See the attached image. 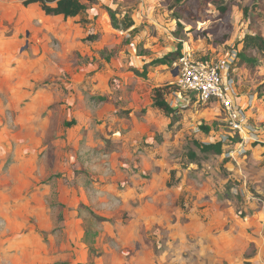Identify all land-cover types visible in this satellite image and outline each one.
<instances>
[{
    "label": "rangeland",
    "instance_id": "1",
    "mask_svg": "<svg viewBox=\"0 0 264 264\" xmlns=\"http://www.w3.org/2000/svg\"><path fill=\"white\" fill-rule=\"evenodd\" d=\"M96 1L84 0L87 7L75 18H64L56 11L59 4L46 2L51 16L43 24L33 19V13L42 11L41 2L33 12L26 0H0V187L6 186L1 183L4 177L14 175L25 190L20 201L0 194L5 213L15 211L21 220L13 223L16 231L11 235L25 245L21 257L16 247L6 251L1 247L0 264H264V0H209L211 18L204 22L177 11V0ZM102 1H109L116 23L124 27V18L134 16L137 28L110 31L103 20L109 6ZM219 3L226 7L222 18ZM227 19L232 34L214 45L213 33ZM180 41L183 50L191 46L199 59L236 51L237 69L232 73L236 91L247 92V99H252L250 139L231 135L222 142L221 153L201 151L196 143L219 141L231 131L218 103L202 105L179 91L173 64L155 62L176 50ZM115 61L139 76L136 86L143 92V72L133 67L164 69L155 80L153 74L147 75L148 68L145 78L160 83L167 100L175 91L191 99L186 106L171 103L178 114L169 115L167 131L149 129L158 119L148 120V105L137 111L136 132L116 130L123 124V113L117 112L123 111V105L109 95L100 107L94 100L91 112L76 97L66 105L82 118L117 109L114 115L120 121L110 116L96 119L84 132L74 125L78 122L74 114L64 121L43 118V113L64 108L59 90L76 96L83 84L60 89L59 77L67 78L66 70L35 80L39 78L36 68L42 73L41 67L101 68ZM34 85L50 90L43 94L46 100L28 102ZM232 93L236 94L234 88ZM43 101L48 108L40 115ZM177 119H185L179 129ZM202 125L211 129L205 132ZM125 160L131 164L120 163ZM151 181L154 184L147 187L145 182ZM117 184L127 193L122 194L124 199L112 194ZM151 187L155 194L181 195L177 201L181 216L175 206L166 210L180 218L179 226L162 227L149 216L142 224L131 225L130 193L136 188L150 193ZM2 235L4 244L9 234Z\"/></svg>",
    "mask_w": 264,
    "mask_h": 264
},
{
    "label": "crops",
    "instance_id": "2",
    "mask_svg": "<svg viewBox=\"0 0 264 264\" xmlns=\"http://www.w3.org/2000/svg\"><path fill=\"white\" fill-rule=\"evenodd\" d=\"M82 3L87 4L86 2H84V0H80ZM105 2L109 7L111 6L109 1H102ZM38 2H32L30 3V5H33V12H36V7ZM48 4L50 6H56L58 3L55 1L53 2H48ZM97 4V2L95 3ZM41 7V6H40ZM42 11L40 10L38 13H33L34 17L33 19L39 18L38 20H40L43 24L46 23L45 20L47 19L48 16H51L44 8H42ZM42 13V14H41ZM106 15L103 16V20H105V24L108 25V29L114 30V31H120L119 28H115L112 24L110 15L108 13V11H105ZM56 15V14H54ZM64 18H75L77 17V15L74 16H65L63 14H61ZM1 17V16H0ZM32 18V17H30ZM91 18V17H89ZM125 21L124 23H126L128 25V27L126 29H121V30H134L135 28H137V24H139V21H137L135 19V17H131L129 18H124ZM128 20V21H127ZM39 21V23H40ZM134 28V29H133ZM189 45V44H188ZM186 48V47H185ZM194 48V47H193ZM187 50V49H185ZM190 52L193 55H196V51L193 49L192 47L189 46ZM171 52V51H169ZM168 53V52H167ZM139 57V55H138ZM141 57V56H140ZM142 57H147L149 58V56H142ZM159 57V56H158ZM157 57V58H158ZM161 57V56H160ZM150 60V58H149ZM143 61V59L141 60ZM146 62V61H143ZM149 63L151 61H148ZM108 63V62H107ZM92 66V64H91ZM116 66V67H115ZM121 66V64L118 63V61H115V64H111L107 66L105 65V67H77V69L75 70L74 67H41L40 69H43V73L39 71V68H36V70H38L39 75H38V79L35 80H41L44 78H47L49 75L52 74V72H54V74H56L57 72H65V70L68 72V76H66L67 78H63L59 77L61 79V82H59L58 85H60V89L63 87L65 88H73V87H77L79 83L82 82L83 86L82 89L79 88L76 89V92L78 94H76V96L73 95V91L70 93H62L61 90H59V95L58 97L61 98L62 101H65L64 103H62V107L61 110L58 109H53L50 112L47 113H43V118L44 119H50V118H54V117H58L59 119H61L62 121L66 119H69L71 116H73L74 112L72 111L71 107H69L68 105L70 103H72V101L74 100V97H76V101H78L80 104H83V107H86V111L91 112V110H93L94 105H92V103L95 101H104L107 100V96L109 95L110 99H114L116 102H119V106L123 105L122 110L123 111H117V112H121L123 113V124H119L118 126L116 125V123L114 122V124L116 125V130L119 129L121 131H125L129 129V132L132 130L134 132L137 131V127L139 126V118L137 117V111L139 108L145 107L146 105H148V110L146 112V117H149L148 120L150 118H153V120L157 117L158 119V124H153V126H149V129H161L162 131H167L168 128V124L171 122V120L169 119V117L173 114H178L177 108L175 105H172L171 103H177L180 104V106H186L187 102H189L190 100L187 98V96H181V92L179 91H175L174 94L170 93L169 95L171 96L170 99H172V101L170 99H168L169 104H171V106L174 109V112L170 114V116H166V114H164L162 111H160L159 109H156L155 106L153 105L154 100V94L151 97V90L154 88V86L159 87L160 83H155L156 85H154V82H152L150 79H146L145 75H146V71H149L147 73V75H149V77L153 74V76L155 77L154 79L157 80V72H159L160 74H164L165 70H161L157 67H146V69L144 67H133V68H138L140 69L142 73V77H143V82L141 84L144 83V85H146V87L144 88V92L143 90L140 88H138L136 86V82L139 79V76L136 75L135 73H133V71H131L130 67H119ZM169 69H171L170 67H167ZM236 69H237V65H236ZM235 69V70H236ZM50 72V73H48ZM44 74V75H42ZM74 76H78L79 79H72ZM111 78L113 79L111 81ZM235 79V78H234ZM111 81V82H110ZM147 83V84H146ZM236 83V81H235ZM32 84H37L36 82L32 83ZM33 86L35 87L32 91V93L29 96V100L28 102H37L38 100L41 101V99L44 97L43 94L49 92L50 90H48L47 88H43L40 86ZM52 85V84H51ZM147 87H150L149 92H146ZM62 88V89H63ZM116 88V89H115ZM233 88L235 89V93H233L234 99L243 107L245 108V113L247 115V119L250 122V125L254 126L253 121L250 119L252 112H253V107H251V102L248 103V99H247V92H238L236 91L237 87L234 84ZM232 88V89H233ZM89 89H92L91 92H86ZM54 91V90H53ZM52 91V92H53ZM240 93V94H239ZM96 95V96H95ZM168 96V95H167ZM180 96V97H179ZM176 100H175V98ZM51 98H55L54 97V93L52 94ZM149 98V102H144ZM45 99V98H43ZM46 100V99H45ZM181 100V101H180ZM189 100V101H188ZM194 101V100H193ZM46 102L47 101H43V105L42 108L40 109L41 111L38 113L41 115L42 110L47 109L48 107L46 106ZM183 102H186V104H183ZM67 103H69L68 105H66ZM101 103L104 102H100L98 104V107L101 106ZM143 103H145V105L143 106ZM197 103L196 101H194V104ZM70 109H69V108ZM66 109V110H65ZM70 110V111H67ZM117 110V109H116ZM115 110V111H116ZM153 110V111H151ZM114 112H106V115H95L94 113H89L86 117L82 118L76 114H74V118H76L78 120L76 127H81L84 128L83 131L86 132V130L90 129V127H93L95 125V120L97 119L98 121L105 119L107 116H110V118H113L115 121H120L119 116H115ZM126 115H128V117H126ZM129 120L128 122H126V120ZM85 120V121H84ZM185 120V119H177V123L175 125V128L179 129V124L180 121ZM84 122V123H82ZM151 122V121H150ZM82 123V124H81ZM85 124V125H84ZM101 124H97V126L100 127ZM83 132V133H84ZM179 132V131H178ZM179 134V133H178ZM126 164L127 166H129V164H131V160H125V161H120V163ZM19 176H14V175H9L7 177H4L1 181V183H6V186H1L0 187V194H2L5 197H9L11 198L10 201L12 200H16V201H20L23 197H21V199L19 198V195L21 194V196H24L25 190L24 188H22L20 186V181H19ZM122 183H125L124 181ZM9 184L11 186H9ZM145 184L148 187V184H154L152 181L151 182H145ZM152 192L150 193H143L142 191H138L137 188L135 189L134 192L130 193V199H128V208H129V212L131 214V216L134 217V219L131 221V225H140L143 223L144 219H146V216L151 217L152 219H154L155 221H158L161 223V226L166 227L168 226V224H170L171 226H175L178 225L179 226V221L180 218H178L176 220V218L174 216H172L171 212L166 211L168 210V206L172 205L175 206V212H177L178 215H180V211L178 209V205H177V201H179L180 198V194L179 193H163L164 195H160L159 194H155V191H153V188L151 187ZM124 189L119 188L118 184L117 187L115 188V191L112 193L114 194V198L115 199H124L125 195L122 194H126ZM15 194H17V196H14ZM165 196V197H163ZM2 201V199H1ZM14 203V202H13ZM19 203V202H18ZM156 204H158L156 206ZM11 207V206H10ZM45 213V212H43ZM51 213V212H50ZM18 213H16L15 211H9L8 213H5V211L3 210V208L0 206V233L3 234L2 237H4L5 234H9V236L6 238V243L1 244L0 243V248L3 247V250L6 251V248L12 246V247H16V255L17 257H21V249H24V242H20L19 238H13V235H11L12 233H14L16 231V227L13 223L18 224L21 220L19 218V216L17 215ZM181 216V215H180ZM16 217V218H15ZM23 217V216H22ZM15 218V219H14ZM24 218V217H23ZM146 225H147V221H145ZM157 226V225H155ZM198 230H201V226L197 227ZM5 238V237H4ZM13 238V239H12ZM4 241V240H3Z\"/></svg>",
    "mask_w": 264,
    "mask_h": 264
},
{
    "label": "built area",
    "instance_id": "3",
    "mask_svg": "<svg viewBox=\"0 0 264 264\" xmlns=\"http://www.w3.org/2000/svg\"><path fill=\"white\" fill-rule=\"evenodd\" d=\"M236 58V51L217 58L199 59L190 50H183L172 66V72L177 69L175 77L179 91L194 96L202 105L216 102L224 109L231 132L230 135H223L219 139L221 142L228 141L231 135L236 134L243 140L250 139L249 133H252V125L247 124L249 120L245 108L234 99L232 93L235 84L232 73L236 67ZM250 102L252 99L248 98Z\"/></svg>",
    "mask_w": 264,
    "mask_h": 264
},
{
    "label": "trees",
    "instance_id": "4",
    "mask_svg": "<svg viewBox=\"0 0 264 264\" xmlns=\"http://www.w3.org/2000/svg\"><path fill=\"white\" fill-rule=\"evenodd\" d=\"M27 4H30L32 2H41L43 5V8L48 12L50 11V7L46 4V2H53L55 0H26ZM91 3H96V0H89ZM178 5L176 7V10L179 12L186 11L190 17L191 20L194 21H200L204 22L211 18V15L209 14V0H177ZM58 12H62L65 14V16H74L77 15L79 12H81L83 9H86V4L82 3L80 0H58ZM220 11V17L222 18L226 14V7L223 6L222 3H219ZM62 9V10H61ZM108 11L111 20L113 21V26L115 28L119 29H126L128 25L124 23V27H122L121 24L116 23V15L113 12V10L108 7L106 8ZM176 17H178V25H182L180 21V15L178 14ZM219 31L216 33H213V44L218 45L221 43L226 42L233 31V25L230 23V21L225 20L222 25L218 27ZM207 34V33H205ZM182 41H180L177 45L176 50L166 53L165 55L158 57L155 59V62H159L158 64H164L167 66H172V64L179 59V57L183 53V47H182ZM154 103L153 105L159 109L160 111L166 113L167 115H170L174 112L173 107L169 104L167 100V91L163 87H158L155 89L154 97H153ZM202 128L205 129V132H208L211 127L202 125ZM234 137L239 138L238 134H236ZM201 151L203 153L213 152V153H221L223 151V143L221 141H216L213 143H196ZM193 157H196V153L192 154Z\"/></svg>",
    "mask_w": 264,
    "mask_h": 264
},
{
    "label": "water",
    "instance_id": "5",
    "mask_svg": "<svg viewBox=\"0 0 264 264\" xmlns=\"http://www.w3.org/2000/svg\"><path fill=\"white\" fill-rule=\"evenodd\" d=\"M177 73V69L173 70V74L175 75ZM250 123L249 121L247 122V124Z\"/></svg>",
    "mask_w": 264,
    "mask_h": 264
}]
</instances>
